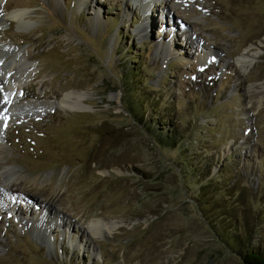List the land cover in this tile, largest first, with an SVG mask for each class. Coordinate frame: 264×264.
Returning <instances> with one entry per match:
<instances>
[{
  "label": "rangeland",
  "instance_id": "rangeland-1",
  "mask_svg": "<svg viewBox=\"0 0 264 264\" xmlns=\"http://www.w3.org/2000/svg\"><path fill=\"white\" fill-rule=\"evenodd\" d=\"M15 10L30 27L2 20ZM0 54L24 84L1 90L0 264H241L191 198L197 177L185 190L183 155L211 179L238 170L250 217L234 230L264 250V0H0ZM137 57L154 131L123 101ZM72 90L85 109L51 105ZM97 219L119 227L92 241Z\"/></svg>",
  "mask_w": 264,
  "mask_h": 264
},
{
  "label": "trees",
  "instance_id": "trees-1",
  "mask_svg": "<svg viewBox=\"0 0 264 264\" xmlns=\"http://www.w3.org/2000/svg\"><path fill=\"white\" fill-rule=\"evenodd\" d=\"M137 59L138 61H134L135 67L133 66L126 72L122 73V81L126 83V86L124 85L125 88H122L124 97H126L123 99V101L126 111L129 114L134 115H132L133 122L144 124V127H150V131H154V128L156 129V125L154 126V124L150 123V125L147 124L144 119L143 109L145 107V102L147 101L152 104V108L155 107L157 109L160 107L161 103L157 107V104L153 106L155 100L151 96L142 92V88L139 83L142 82L140 78L142 77L143 68L140 67V58L137 57ZM129 83L130 87H128ZM161 136L162 135H160L159 138H161ZM179 143L180 142L177 135L170 133V135L166 136V140L163 144L167 147H177ZM179 164L181 169L180 175L186 177V179H184L182 182L186 187V191H191L192 183H194L193 178L197 177L196 183L198 184V188L195 190V192L198 191V193L195 194V192H193L191 194V198L195 202L201 203L199 205L203 209V216L206 220H208V223L211 225V229L214 231L218 239L222 241V243L230 250V252L240 259L241 264H264V250H262L259 246H256V244L253 242V237L246 239L244 234H241L237 229L234 230L233 223H236L238 220L237 214L242 213L244 217H248L250 213L249 211H246L245 208H243L245 207L244 199H246V186L243 179L239 175L236 176L238 170H232L228 173L226 169H221L218 173H216V176H212H215V178L211 179V171L209 172L208 170V172H203L204 168L201 165V168H197L196 164H194L193 161H190L186 155H183V158L180 159ZM189 174L190 178H187V175ZM217 177H221L222 180L218 181ZM191 178L192 181L190 180ZM207 178H209L208 181L204 182ZM226 179L228 181H226ZM241 186H245V188L242 189ZM222 222H225L226 224L224 223L222 225ZM220 226L221 230L219 229Z\"/></svg>",
  "mask_w": 264,
  "mask_h": 264
},
{
  "label": "bare ground",
  "instance_id": "bare-ground-1",
  "mask_svg": "<svg viewBox=\"0 0 264 264\" xmlns=\"http://www.w3.org/2000/svg\"><path fill=\"white\" fill-rule=\"evenodd\" d=\"M147 1L149 0H139V3L146 4ZM27 15L28 13L25 12L24 10H15L3 16L2 20L17 22L19 28L26 29L31 26V24L28 21H26ZM8 53H6V55H8ZM258 57H259V52L256 50L252 51L251 48L248 47L244 52H242L236 58V63L242 71L246 72L249 68H251L254 65L255 60ZM19 68H20L19 65H17L15 61L5 64V58L0 54V97H1L0 103L3 101L1 90H3L4 94H8L10 90H14V89H18L22 91L24 84L22 81H18L19 75L21 74V72H19ZM32 75L33 77L36 76L34 74ZM84 103H85L84 95L76 90L75 91L72 90L70 92L66 91V93H64V95L59 100H54L51 103V105L55 107L56 106L63 107L67 110L74 111V110L85 109L86 107L83 105ZM4 174L5 176L3 177L2 175ZM4 174L1 175L3 178L2 180L0 179V186H7L8 184L9 174L7 172H5ZM61 219L62 218H60V220ZM118 227H119V223H115V222L111 223L108 221L104 222L101 219L93 220L90 222L89 225L88 238L93 241V239L101 236L105 232L113 233V231L115 229H118Z\"/></svg>",
  "mask_w": 264,
  "mask_h": 264
}]
</instances>
